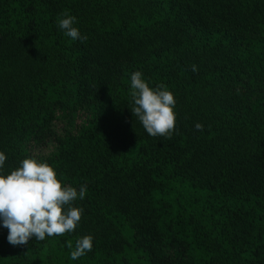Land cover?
Here are the masks:
<instances>
[{
  "label": "trees",
  "instance_id": "16d2710c",
  "mask_svg": "<svg viewBox=\"0 0 264 264\" xmlns=\"http://www.w3.org/2000/svg\"><path fill=\"white\" fill-rule=\"evenodd\" d=\"M134 71L173 93L170 135L133 116ZM0 151L87 189L72 233L0 227V264H264V0H0Z\"/></svg>",
  "mask_w": 264,
  "mask_h": 264
},
{
  "label": "clouds",
  "instance_id": "9594fccd",
  "mask_svg": "<svg viewBox=\"0 0 264 264\" xmlns=\"http://www.w3.org/2000/svg\"><path fill=\"white\" fill-rule=\"evenodd\" d=\"M76 17L67 12L57 18V28L72 40H83ZM196 71V66H192ZM130 110L149 136H168L174 129L176 114L173 93L163 85L151 87L140 71L130 74ZM197 130L202 128L195 124ZM6 155L0 151V227L7 229L6 241L12 246L24 245L29 238L43 241L45 237L72 233L80 222L82 207L74 206L83 200L86 186L79 189L58 178L47 161L26 157L9 173L3 171ZM70 248L71 244L68 245ZM93 236L75 241L70 259L77 260L91 251Z\"/></svg>",
  "mask_w": 264,
  "mask_h": 264
},
{
  "label": "rangeland",
  "instance_id": "374dc122",
  "mask_svg": "<svg viewBox=\"0 0 264 264\" xmlns=\"http://www.w3.org/2000/svg\"><path fill=\"white\" fill-rule=\"evenodd\" d=\"M141 259V258H140Z\"/></svg>",
  "mask_w": 264,
  "mask_h": 264
}]
</instances>
